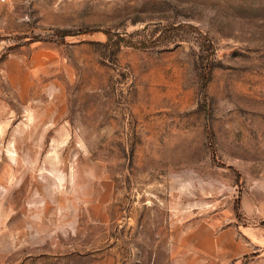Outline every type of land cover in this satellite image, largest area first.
Segmentation results:
<instances>
[{
	"label": "rangeland",
	"instance_id": "obj_1",
	"mask_svg": "<svg viewBox=\"0 0 264 264\" xmlns=\"http://www.w3.org/2000/svg\"><path fill=\"white\" fill-rule=\"evenodd\" d=\"M0 37V264H264V0H4Z\"/></svg>",
	"mask_w": 264,
	"mask_h": 264
},
{
	"label": "trees",
	"instance_id": "obj_2",
	"mask_svg": "<svg viewBox=\"0 0 264 264\" xmlns=\"http://www.w3.org/2000/svg\"><path fill=\"white\" fill-rule=\"evenodd\" d=\"M80 33V32H79ZM69 34H71V33H69L68 31H57L56 33H55V37H53V38H57L58 36H60V37H62V38H64V37H66L67 35H69ZM57 36V37H56ZM59 37V38H60ZM2 37H0V39H1ZM24 38H27L26 36H15V37H12V39L13 40H21V39H24ZM3 39V38H2ZM30 39H32V40H51V37L50 36H39V37H36V36H33L32 38H30ZM53 40H56V39H53ZM240 207H241V203H240V200H239V202H238V208L240 209Z\"/></svg>",
	"mask_w": 264,
	"mask_h": 264
},
{
	"label": "built area",
	"instance_id": "obj_3",
	"mask_svg": "<svg viewBox=\"0 0 264 264\" xmlns=\"http://www.w3.org/2000/svg\"><path fill=\"white\" fill-rule=\"evenodd\" d=\"M0 1H4V0H0Z\"/></svg>",
	"mask_w": 264,
	"mask_h": 264
}]
</instances>
